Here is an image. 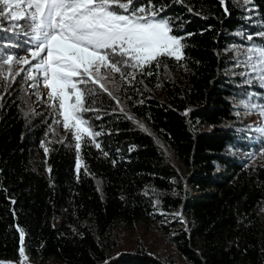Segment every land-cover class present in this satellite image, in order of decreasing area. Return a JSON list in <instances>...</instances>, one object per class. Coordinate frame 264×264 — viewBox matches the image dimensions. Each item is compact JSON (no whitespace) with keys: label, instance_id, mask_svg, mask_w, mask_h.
<instances>
[{"label":"trees","instance_id":"obj_1","mask_svg":"<svg viewBox=\"0 0 264 264\" xmlns=\"http://www.w3.org/2000/svg\"><path fill=\"white\" fill-rule=\"evenodd\" d=\"M149 2L184 58L126 68L136 78L114 76L112 96L92 86L81 115L101 134L83 137L79 170L58 106L0 76V260L23 246L33 264H264V119L241 103L264 99L246 51L264 47V0L135 7Z\"/></svg>","mask_w":264,"mask_h":264},{"label":"snow or ice","instance_id":"obj_2","mask_svg":"<svg viewBox=\"0 0 264 264\" xmlns=\"http://www.w3.org/2000/svg\"><path fill=\"white\" fill-rule=\"evenodd\" d=\"M160 11L150 2L147 7H135V0H0V31L26 38L23 42L17 39L3 43L4 38L0 37V76L6 70L5 78L14 82L24 74V79L34 81L29 84L32 88L42 80L49 90L51 106L58 102L63 128L76 141L77 170L83 137L88 136L95 143V137L101 134L92 132L81 115L96 111L87 106V98L98 94L92 86L112 96L107 83L114 76L128 83L135 80V74L126 73V68L141 71L153 63L159 68L161 58H174L177 62L184 58V38L173 34L169 20L157 19ZM5 21L10 27H4ZM257 35L264 37V32ZM22 46L27 55L9 54L8 50ZM248 52L249 61L253 56L257 61L250 67L258 73L264 87V47L249 48ZM14 64H20V69L14 71ZM241 103L249 111L258 110L264 118V106ZM254 131L264 143V126L255 127ZM96 147L100 145L96 143ZM23 235L21 231L22 245ZM20 256L21 264H25L23 246Z\"/></svg>","mask_w":264,"mask_h":264},{"label":"rangeland","instance_id":"obj_3","mask_svg":"<svg viewBox=\"0 0 264 264\" xmlns=\"http://www.w3.org/2000/svg\"><path fill=\"white\" fill-rule=\"evenodd\" d=\"M246 51H247V53H248L249 55H251V54L248 52V49H246ZM24 55H27V53H24L23 56H24ZM252 61H253L254 63H257V61H256L255 58H252ZM14 65H15V67L18 68L20 64H14ZM27 88H28V87H26V89H27ZM28 91H29V89H28ZM48 91H49V90L44 86L42 80H40V82L38 83V87L35 88V95H36V97H38V98L40 99V102H41V104H43V105H45V104H52V102H50L49 97H48ZM253 104H256V103H253ZM56 105L58 106V102L56 103ZM256 105H257V104H256ZM259 105L264 106V99H263V103H262V104H259ZM35 107H36V106H35ZM248 112H250V111L248 110ZM250 114H251V115L253 114V116L256 117V118L258 119V121H261V119H264V118H262V117L260 116L258 110H257V111H251ZM261 122H262V121H261ZM258 123H260V122H258ZM0 264H21V257H20L19 259H17V260H0ZM25 264H33V263H31V262L28 260V257L25 256ZM42 264H44V263H42Z\"/></svg>","mask_w":264,"mask_h":264}]
</instances>
